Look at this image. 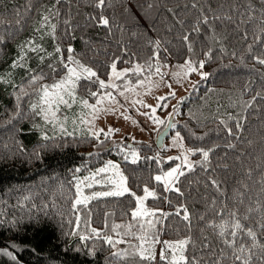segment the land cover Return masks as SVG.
Returning <instances> with one entry per match:
<instances>
[{
  "label": "trees",
  "instance_id": "trees-1",
  "mask_svg": "<svg viewBox=\"0 0 264 264\" xmlns=\"http://www.w3.org/2000/svg\"><path fill=\"white\" fill-rule=\"evenodd\" d=\"M97 3L98 0H61L59 4L55 0H0V77L24 88L31 74L26 68L11 65L23 54L20 46L30 40L42 44L53 55L40 63L36 54L29 51L27 67L32 74L33 70L42 71L44 80L53 82L65 74L57 60L59 54L55 53L57 45L65 60L72 55L95 71L99 80L108 79L113 63L119 68L141 65L142 72L127 75L134 83L150 78L158 62L204 60L208 77L184 96L185 101L178 107L179 118L174 121L190 149H214L209 154V164L202 168V154H192L194 171L184 170L185 175L175 183L183 195L165 191L164 183L154 177L174 160L158 159L154 148L145 142H137L135 148L140 157L133 164L124 160L119 151L114 152L119 149L110 138L55 135V139L44 141L42 133L53 134L55 125H36L27 110L32 95L20 101L18 110V91L9 83H0V264H169L167 259L142 261L138 256L115 260V251L138 250L123 248L125 242L113 248L103 239L107 236L114 241H138L137 237L153 231L162 242L190 238L184 252L189 264L193 257L201 264H209L213 253L219 254L224 247L219 230L208 227L211 221L221 223L215 209L222 204L229 210L237 206V190L245 194L244 204L238 205L241 214L248 206H254L257 198L264 203V186L258 183L264 179V99L256 96H264V66L254 59L264 58V35L259 42L254 38L264 4L261 0H105L100 8ZM29 4L31 11H25ZM249 6L255 11L250 12ZM48 9L59 12L58 16H50L49 23L56 25L53 35H48L49 28L35 31L41 16L49 14ZM18 10L23 15L17 16ZM213 14H227L233 19L213 22L214 31L203 24L199 25V33L193 31L202 15ZM249 15L256 19L249 21ZM102 16L109 20L108 26L99 22ZM185 35L188 41L183 39ZM157 41L158 58L154 55ZM69 47L74 49L72 53L67 51ZM209 50L211 59L205 56ZM53 61L57 65L55 73L48 67ZM149 64L153 65L151 70ZM97 77L78 81L76 90L82 98L96 99L91 93H99ZM254 96L252 106L245 107V102H251ZM228 128L235 135H229ZM109 158L119 160L130 192L74 207L76 181ZM249 169L251 179L247 176ZM209 177L222 183L223 195L209 183ZM145 187L156 194L147 198L145 208L159 211L155 217L134 218L135 197L143 195ZM180 205L187 207L190 225L183 220V212L174 214ZM160 211L173 214L161 217ZM256 219L253 214L244 223L255 226ZM149 220L154 223L152 229L148 228ZM92 229L100 233V238L81 241V235H93ZM93 247L94 257L88 254Z\"/></svg>",
  "mask_w": 264,
  "mask_h": 264
},
{
  "label": "snow or ice",
  "instance_id": "snow-or-ice-1",
  "mask_svg": "<svg viewBox=\"0 0 264 264\" xmlns=\"http://www.w3.org/2000/svg\"><path fill=\"white\" fill-rule=\"evenodd\" d=\"M56 4L61 3V0H55ZM261 3L264 4V0H261ZM105 4V0H98L97 7L102 8ZM193 7H196V4L192 5ZM55 7V5L53 6ZM25 11H31V5L29 4L28 7L25 9ZM48 15H42L41 21L39 23V26L35 29L37 33H40L43 29L49 28L51 31L48 33V35H53L56 29L55 24L49 23L50 16H58L59 12L58 10L53 11V9H48ZM171 11V10H170ZM212 10L209 9V12ZM249 11L254 12L255 9L251 8L249 6ZM201 12H203V9H201ZM23 13H21L19 10L17 11V16H21ZM231 15H217L213 14L211 16L208 15H202L201 18L197 21L196 25L193 28V31L196 33L200 32L199 25L203 24L205 26H208L210 30H213V22L217 20H224V21H232ZM256 19L255 16L249 15L248 20L252 21ZM103 26L109 25V20L105 17H101L99 21ZM2 23V22H0ZM17 23L19 24L20 21L17 20ZM67 23V21L65 22ZM243 23V21H241ZM262 35H264V10L261 11L260 17H259V27H258V34L254 36L255 40L259 42L261 40ZM214 38V37H213ZM245 38H247V33H245ZM185 41H188V35H185L183 37ZM0 42H3V37H0ZM21 51L22 55L18 57L17 60H14L11 67L12 68H26L27 71L31 74V78L28 80L29 85H36L41 80H43L44 74L43 72L32 74V69L27 67V54L28 52H32L36 54V58L39 60L40 63H43L44 60L51 59L53 53L47 52V50L43 47L42 44H37L34 40L28 41L26 44L21 45ZM251 45H249V49L251 50ZM156 48L157 52L154 54L157 58L159 55L158 49H159V42H156ZM188 48L191 51L192 47L191 44H188ZM69 53H72L74 49L69 47L67 49ZM55 53L59 54L57 57L58 62L60 63L62 69L65 72V75L62 76L59 80L54 81L52 84H39V87L34 89L35 95L38 97V99L30 104V110L35 113L37 116H41L43 120L46 122L53 124L54 122L59 123V131L62 135L67 136H73L74 132H69L63 125L62 122L57 121V112L59 111V108L61 105H64L66 107H71L72 103L76 102V88L78 86V81L80 79H91L92 77H97V73L93 71L91 68L81 64L78 60H76L72 55H69L67 59L65 60L63 56V52L59 45L55 48ZM205 56L207 59H211V50H209L207 53H205ZM254 59L259 63L261 66H264V58L260 57H254ZM205 64L204 60L198 61L194 63L192 60H188L185 62V65L179 66L181 67V72H176L173 75L177 78V82L180 81L181 77H188L191 73L198 72L199 69H203ZM48 67L52 70L53 73L57 71L54 64L50 63L48 64ZM149 70L153 68V65H148ZM112 68V76L119 79L121 77H125L128 73V70L123 71H116V64L113 63L111 65ZM142 66L137 64L135 66L134 72L140 73L142 72ZM161 65L157 64L155 65V72L160 73ZM202 79H207L208 73L199 72ZM161 79H163V74L161 73ZM95 82H98L99 87L101 89L106 88H113V89H119V86L115 83H109L106 84L105 81L99 80L97 77V80ZM143 80L139 81V84H143ZM0 83H9L12 85L14 89L18 91L19 94L15 96V99L17 101V109L20 108V101L22 100L23 96H30L31 94L25 91V89L22 86L15 85L11 79H5L4 77H0ZM131 81H129V84ZM171 89V84L167 85ZM193 89H196V85H192ZM132 90L128 87V85H125L123 91H119L120 96H124L125 91ZM91 96L96 97V103L95 104H88L87 100H81L80 102L84 105V107L91 109V115L93 116V120L98 119L99 113L102 111H113L112 108H104L102 105L107 100L109 103L115 104L118 103L116 101L115 96H113L112 92H105L103 94H98L96 92L91 93ZM176 93L175 91H170L168 94L162 97H158V107L161 109H166L168 107L167 101L169 98H175ZM256 96H259L261 99H264V96H261L260 93H257ZM256 96L253 97V100L251 102H245V107H251L252 103L255 102ZM136 103H143L142 101H136ZM178 103H183V99L178 101ZM99 106V107H98ZM122 106V105H121ZM151 109L152 115H150V119L154 124L158 125H164L165 121L163 119H160L158 116L155 115V112L157 111V108L152 107L151 105H148ZM179 114L178 109L176 106H173V113L169 115L168 120V128H174L175 127V121H174V115ZM20 113L19 111L16 112V117H19ZM66 119V118H65ZM11 123V121H9ZM81 123H87L89 125H92L93 121H84L81 119ZM236 127L238 129L241 128V125L239 122H237ZM168 128H165L164 131H168ZM91 131V130H90ZM229 135H235L232 133V129H227ZM113 132V129H109L107 132H104L103 129H100L99 132L97 131H91V135L99 140V135L101 133L104 134L105 139L110 138L111 134ZM164 132H158V135H163ZM41 138L44 141H49L55 139L54 136H49L47 132H43ZM197 139H201V137H197ZM177 140L182 141L183 138L180 136L179 132H176L175 137L173 139V146H176ZM45 145H42L44 147ZM228 147L232 148L235 147V145H228ZM214 149L204 150L202 148L200 149H189L188 152L192 153L193 155L196 154V152H199L202 154L203 160L200 162V166L202 168H207L209 164V154ZM21 151H23V147L21 146ZM40 153L37 152L36 156L39 158ZM91 155V153L89 154ZM125 160L131 159V163L135 164L139 160V153L132 149L129 153H127L124 157ZM155 159V157H153ZM172 159V158H170ZM184 163L187 165V170L189 172L194 171V166L188 161L187 155L184 156ZM109 169H117L118 165L113 164L112 162H108V164L104 168H100L97 170L96 173H93L90 177H86L85 180L89 181L87 183V187H92L93 183H100L101 181L96 180V176L108 171ZM79 171V169H77ZM117 175L119 176V181L115 179H110V182L112 185L115 186V191H105V192H98L93 193L91 195H84L82 192V189L80 187L81 184H84L85 181H80L77 184V193L78 198L74 202V207L76 205H86L89 201L92 199H97L99 197H106V196H122L126 192H130L129 189L124 187V182L126 181V177H124L122 174H120L117 171ZM185 175V172L181 169V167L178 165L177 167L172 168L170 171L165 173L163 176L157 175L154 177V179L158 182L163 181L165 185V191H172L179 193L181 196L183 195L182 192H180V189L178 187H175V183L178 182L179 176ZM247 176L249 179L252 177V170L249 169L247 171ZM209 183L219 192L221 195L224 194L223 185L221 182H219L216 179H213L209 177ZM258 183L262 186H264V179H261L258 181ZM245 189L248 188V185H243ZM262 191H264V187H262ZM145 196L144 197H135L136 201L139 205L133 212L132 216L138 217V216H148V217H155L157 215V211H149L148 209L144 208V201L147 199L148 196L155 197V192H150L147 187L144 188ZM132 196H135V193H131ZM244 193L237 190L236 196V205L231 210L228 209L226 204H222L220 208L215 209V214L219 217H221V223L217 224L215 221H211L208 223V227H211L213 229H218V235L221 238V242L224 245V247H221L219 250V254L213 253V257H210L209 264H224L226 260H230L231 264H264V242H261L264 240V203L261 202L259 198H257L254 201V206H248L244 212L241 214V210L238 207V205L244 204ZM170 203V202H169ZM213 205H215V202H213ZM143 210V211H142ZM181 212H183V220L188 222L189 225L191 224L190 215L188 213V209L185 205H180L177 208V211L174 213L175 215H180ZM173 213H163L160 211L161 217H166L168 215H172ZM253 214L256 215V223L255 226H252L250 224L244 223L245 221H249V219L253 216ZM200 219H204L203 216L200 217ZM159 222V221H157ZM3 223V220L0 219V224ZM78 226V225H77ZM121 225H114V228H120ZM143 228V225L141 226ZM148 228L152 229L154 228V223L149 220L148 221ZM259 232V235H258ZM93 235L91 237L81 235L80 239L81 241H87L90 238H100V233L96 229H92ZM76 233H73L75 235ZM128 233H125L127 235ZM103 239L106 241V243L113 248L116 247L117 243H124L123 240L114 241L111 237H103ZM141 241L140 245L137 246L138 251L129 253L126 250H119L112 253V257L115 260H119L121 257H127V256H138L140 260L142 261H152L155 259L154 255V244L155 243H161L158 239V235L156 232H151V235L145 234L137 237ZM148 242V247H144V243ZM164 247L161 249V260H166L167 257L165 253H169L172 255V260L169 261V264H189L188 257L184 255V252L186 251L187 245L191 243L190 238H186L180 241L176 242H169V241H163L162 242ZM208 245H204V247H207ZM225 249H228L229 252L226 254ZM77 251H80V249H76ZM179 251V258L177 259L175 253L176 251ZM6 255L12 256L11 252L5 251ZM89 255L95 256L96 249L93 247L89 249L88 252ZM15 259V257H12ZM191 264H201L200 261H198L195 257H193Z\"/></svg>",
  "mask_w": 264,
  "mask_h": 264
},
{
  "label": "rangeland",
  "instance_id": "rangeland-1",
  "mask_svg": "<svg viewBox=\"0 0 264 264\" xmlns=\"http://www.w3.org/2000/svg\"><path fill=\"white\" fill-rule=\"evenodd\" d=\"M53 64L54 66H57L54 61ZM157 64L161 65L160 73L154 72V74L150 78L138 79L137 82L130 84L127 75L128 73L134 71L135 66L133 67L126 66L121 68L116 67L117 72L128 70L127 75L119 79L112 76V68H111L108 79L103 81H105L106 84L115 83L116 85L119 86V89H113V88L101 89L99 87L100 90L98 94H103L105 92H112L113 96H115L116 101H118V103L112 104L106 100L105 103L102 105V107L112 108L114 109L113 111H102L99 113L98 119L93 120V116L91 115V109L84 107V105L80 101L87 100L88 104L92 105L96 103V99L94 101H91L89 99L82 98L76 90L75 93L76 102L72 103L71 107H66L64 105H61L59 111L56 114L57 121L62 122L64 127L69 132H74V135L77 136H83L86 134L91 135V131L99 132L100 129H103L104 132H107L109 129H113V132L110 136V139L112 140L111 144L117 146L119 150H114V152L119 151L120 153H122L123 158L132 149H135L137 151V149L135 148L137 142H145L151 145L154 148V155L158 159H161L163 161L174 160V163L170 167L163 169L157 175L163 176L165 173L170 171L172 168L177 167L178 165L181 167L183 171L186 170L187 165L184 163V156L187 155L188 161L192 164L193 161L192 153L188 152L190 148L185 144L183 140L182 141L177 140L176 146H173V139L175 137L176 132H178L176 128L174 127L173 131H171L169 136L166 137L162 148H159L157 146L156 140L158 137V132H161L167 126L169 115L173 113V106H176L178 109L180 104L178 103V101L183 99L186 94H188L191 90H193L192 85L195 84L196 86H198L204 80L201 78L199 72H204V73L206 72L204 71V69H199L198 72L191 73L186 78L181 77L180 81L177 82V78L173 74L176 72H181L182 69L179 66L185 65V62L176 63L174 61H169L167 63L158 62ZM35 72L36 71L33 70V74H35ZM161 73L163 74V79H161ZM62 76H60L59 79ZM140 80L144 81L143 84H139ZM52 83L53 81L43 79L41 84L50 85ZM168 84H171V89L167 86ZM125 85H128V87L132 90L125 91L124 96H120L119 91H123ZM37 87H39V83L36 85H29L27 82L26 85L24 86L25 91H27L32 95L27 102V106H28L27 110L29 114H32L33 119H36L35 120L36 125H40L41 123L49 124L51 126L55 125L54 133L53 134L48 133L49 136L62 135L59 131V123L54 122L53 124H50L45 120H43L41 116H37L35 113H33L30 110L29 107L30 104L38 99L35 93L33 97L34 89ZM170 91H175L176 96L175 98H169V100L167 101L168 107L166 109H161L160 107H158L159 101L157 98L165 96ZM26 97L28 96H23L22 100H24ZM138 100L142 101L143 103L142 104L136 103V101ZM148 105L157 108L155 115L165 121L164 125H158L152 122V120L149 118L150 115H152V113H151V109L147 107ZM174 118L175 120H178L179 114L174 115ZM81 119H83L84 121H93V123L92 125H89L87 123H81ZM99 137L105 138L103 133H101ZM126 161H131V159ZM108 162H112L113 164L118 165V170L109 169L108 171L97 175L96 180L101 182L93 183V186L90 188L87 187L86 185L87 183H89V181H86L85 178L90 177L93 173H96L98 169L104 168L108 164ZM117 171L124 176L120 168L119 160L114 158H109L106 160L104 164L95 168L85 176L79 178L76 181V188H77V184L80 181H85L84 184L80 185V187L82 189L83 194L86 196L98 192L115 191L116 188L114 185L111 184L110 179H115L119 181V176L117 175ZM124 187L129 189L127 185V181L124 182ZM149 191L153 192L152 190ZM144 196L145 193L137 197H144ZM77 198H78V193L76 195V199ZM146 200L147 199H145L144 201V208H145ZM137 207H139L138 203H137ZM138 217H145V216L142 215ZM119 240H123V239L118 238L117 241ZM123 241L125 242L123 248L126 249L131 248L132 250H138L137 246L140 245L141 243L140 240L138 241L123 240ZM144 247L145 248L148 247L147 241L144 243ZM163 247L164 245L162 241L161 243L154 244L155 259L161 258V249ZM165 255L167 257V260L169 261L172 260V255H170L169 253H165ZM175 255L178 259L179 258L178 250L176 251Z\"/></svg>",
  "mask_w": 264,
  "mask_h": 264
},
{
  "label": "water",
  "instance_id": "water-1",
  "mask_svg": "<svg viewBox=\"0 0 264 264\" xmlns=\"http://www.w3.org/2000/svg\"><path fill=\"white\" fill-rule=\"evenodd\" d=\"M183 101H185V98L183 99ZM165 128H168V124H167V126ZM164 129L161 131V132H164V134L163 135H158L157 140H156V144H157V146L159 148L163 147L164 141H165L166 137L169 135V133H170L172 128H168V131H166V132L164 131Z\"/></svg>",
  "mask_w": 264,
  "mask_h": 264
}]
</instances>
